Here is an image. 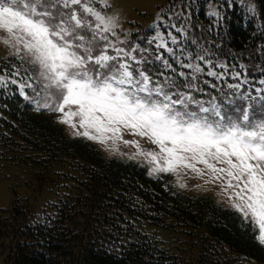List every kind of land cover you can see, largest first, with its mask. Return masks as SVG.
Wrapping results in <instances>:
<instances>
[{
    "label": "rangeland",
    "instance_id": "374dc122",
    "mask_svg": "<svg viewBox=\"0 0 264 264\" xmlns=\"http://www.w3.org/2000/svg\"><path fill=\"white\" fill-rule=\"evenodd\" d=\"M238 1L256 11L255 0ZM187 13L168 0H0V55L23 62L0 81L17 82L35 109L106 157L144 164L154 177L170 175L178 191L236 209L264 244V69L225 64L208 96L171 88L195 85L189 70L166 74L173 67L215 69L204 52L195 48L193 58L188 50L195 39ZM207 13L218 18L221 2H209ZM1 169L0 205L8 206L11 183L22 196L28 189ZM142 229L179 250L177 229Z\"/></svg>",
    "mask_w": 264,
    "mask_h": 264
},
{
    "label": "trees",
    "instance_id": "16d2710c",
    "mask_svg": "<svg viewBox=\"0 0 264 264\" xmlns=\"http://www.w3.org/2000/svg\"><path fill=\"white\" fill-rule=\"evenodd\" d=\"M211 1L217 0H168L189 12L192 57L204 52L215 69L211 76L186 67L166 74L191 71L195 85L171 88L201 97L219 82L220 69H264V0H255L254 13L238 0H219L218 18L207 13ZM22 63L0 55V73L14 76ZM0 128L1 171L28 189L22 196L19 184L11 183L12 201L0 205L6 264H264L260 230L251 219L210 196L176 190L170 175L154 177L144 164L108 158L93 142L69 136L53 114L25 99L15 81H0ZM147 223L182 232L179 250L143 230Z\"/></svg>",
    "mask_w": 264,
    "mask_h": 264
}]
</instances>
